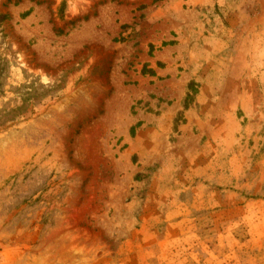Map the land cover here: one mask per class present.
I'll list each match as a JSON object with an SVG mask.
<instances>
[{"label":"rangeland","instance_id":"rangeland-1","mask_svg":"<svg viewBox=\"0 0 264 264\" xmlns=\"http://www.w3.org/2000/svg\"><path fill=\"white\" fill-rule=\"evenodd\" d=\"M60 3L0 0V264H264V0Z\"/></svg>","mask_w":264,"mask_h":264},{"label":"trees","instance_id":"trees-1","mask_svg":"<svg viewBox=\"0 0 264 264\" xmlns=\"http://www.w3.org/2000/svg\"><path fill=\"white\" fill-rule=\"evenodd\" d=\"M66 2L67 0H61V3L59 5V8H58V14L59 15H63L64 11H65V8H66ZM40 2L37 1V4H39ZM30 13V11L26 12L25 14H23V16H28ZM57 34L58 35H61V31H57ZM142 74L143 75H149V76H153L154 75V72L151 70V69H147L146 67H143L142 68Z\"/></svg>","mask_w":264,"mask_h":264}]
</instances>
